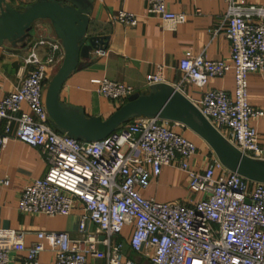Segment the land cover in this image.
Listing matches in <instances>:
<instances>
[{
    "label": "built area",
    "instance_id": "2783aa9c",
    "mask_svg": "<svg viewBox=\"0 0 264 264\" xmlns=\"http://www.w3.org/2000/svg\"><path fill=\"white\" fill-rule=\"evenodd\" d=\"M226 1L224 23L232 41L231 61L210 60L204 53L188 50L179 63L184 75L176 87L194 84L201 95L192 101L201 112L241 152L263 158L251 120L262 117L264 110L250 104L248 85L251 73L264 72V6ZM147 12L174 24L187 19L185 13L171 11L167 0H148ZM116 20L127 26L138 22L137 15L126 10H120ZM42 46L48 49L46 58L38 53ZM62 49L59 40L48 37L32 42L25 58L27 75L14 91L0 98V152L10 138L41 151L48 171L23 188L19 209L69 215L78 201L83 209L79 236L66 230H39L38 240L26 244L24 231L0 229V236L11 238L9 247L0 246V264H45L39 258L47 250L45 241L54 252L53 264H264V182L228 170L217 156L204 168H196L190 163L196 143L176 132L171 120L136 117L91 142L60 133L50 124L46 89ZM96 51L106 54L104 49ZM230 68L234 96L208 86L211 78L223 77ZM163 70L160 65L156 73L147 74V84L164 82ZM92 82L117 104L135 92L134 86L107 77ZM24 104L29 111H22ZM148 165L155 176L164 166L183 170L189 190L200 198L186 205L143 196L137 185L148 184ZM88 223L95 225L94 232L88 230ZM128 225L134 228L129 246L145 263L125 259L122 244L112 242ZM100 244L105 248L100 249ZM11 252L26 255L15 262Z\"/></svg>",
    "mask_w": 264,
    "mask_h": 264
},
{
    "label": "crops",
    "instance_id": "0c3cea01",
    "mask_svg": "<svg viewBox=\"0 0 264 264\" xmlns=\"http://www.w3.org/2000/svg\"><path fill=\"white\" fill-rule=\"evenodd\" d=\"M8 1L21 8L36 0ZM246 1L264 6V0ZM91 3L89 35L109 37L104 49L106 54L99 55L93 50L91 57L81 58L77 69L68 77L61 91V99L64 102L83 107L88 116L106 118L124 103L117 104L103 96L98 90L99 85L92 82V79L107 77L134 86L135 92L146 91L150 88L146 81L147 74L156 73L160 65L164 67V82L176 86L184 75L179 69V63L188 50L196 54L204 53L210 60L231 61L232 41L226 35L224 23L228 7L226 0H167L171 11L187 15L185 22L177 24L149 14L148 0H92ZM120 10L135 13L138 18L137 24L127 26L118 22L116 15ZM31 32L32 37L25 41L12 43L6 40L0 44L2 70L0 98L14 91L27 75L29 67L25 58L33 41L48 37L61 42L51 22L46 19L36 21ZM38 53L42 58H46L47 47H39ZM64 54L63 48L62 52L58 53V64L54 69ZM208 86L223 89L234 96L233 69H228L223 77L211 78ZM180 90L191 100L199 99L201 95L199 89L192 83L183 85ZM248 93L250 104L264 110V72L249 75ZM22 111H29V107L24 104ZM5 124L4 120L2 129ZM251 124L256 127L259 142L264 149V115L252 119ZM171 127L180 134H187L188 139L196 143L197 152L190 159V163L196 168L202 169L215 159L216 154L210 145L193 130L175 121H171ZM15 128L14 121L12 131ZM48 167L46 158L38 148L15 138H10L0 152V229L24 231L26 244L38 240L36 232L39 230H66L73 237L79 236L78 226L83 209L78 201H75L73 211L69 215L30 214L19 209L23 188L34 179L44 177ZM146 167L150 171L148 184L137 185V190L143 196L157 201H174L186 205L200 198L199 193L189 190L188 177L183 170L164 166L161 173L155 176L151 166ZM216 172L220 173L221 170L218 169ZM5 179L9 180L8 184L2 182ZM88 230L94 232L95 225L88 223ZM133 230V225L126 226L122 234L115 237L112 242H120L122 247L124 243L129 245ZM101 236L103 235H100V238ZM44 243L47 250L43 251L39 258L45 264H53L54 252L49 249L46 241ZM10 245L11 238L1 235L0 246ZM99 248L105 247L100 244ZM24 255L26 252H11L15 262ZM124 257L137 263H145V259L132 251L130 246Z\"/></svg>",
    "mask_w": 264,
    "mask_h": 264
},
{
    "label": "water",
    "instance_id": "95a60500",
    "mask_svg": "<svg viewBox=\"0 0 264 264\" xmlns=\"http://www.w3.org/2000/svg\"><path fill=\"white\" fill-rule=\"evenodd\" d=\"M92 0H36L17 8L0 0V44L17 43L32 37L38 20H49L61 40L64 57L49 80L46 109L50 124L58 131L85 141L105 138L124 123L141 116L157 117L182 123L201 136L230 171L264 182V158H253L241 152L201 112L197 105L167 82L153 84L146 91H136L108 117L88 116L83 107L64 102L62 88L77 69L81 58L91 57L93 50L105 49L107 35H89ZM103 236H101V239ZM129 249L127 243L122 250Z\"/></svg>",
    "mask_w": 264,
    "mask_h": 264
},
{
    "label": "trees",
    "instance_id": "16d2710c",
    "mask_svg": "<svg viewBox=\"0 0 264 264\" xmlns=\"http://www.w3.org/2000/svg\"><path fill=\"white\" fill-rule=\"evenodd\" d=\"M56 69H57V68H56ZM56 69L54 70V72H53V75L55 74V72H56ZM53 75H52V76H53ZM57 131H58V130H57ZM58 132H60V131H58ZM60 133H62V132H60Z\"/></svg>",
    "mask_w": 264,
    "mask_h": 264
},
{
    "label": "rangeland",
    "instance_id": "374dc122",
    "mask_svg": "<svg viewBox=\"0 0 264 264\" xmlns=\"http://www.w3.org/2000/svg\"><path fill=\"white\" fill-rule=\"evenodd\" d=\"M185 137H187V134L186 135H184ZM188 138V137H187Z\"/></svg>",
    "mask_w": 264,
    "mask_h": 264
}]
</instances>
